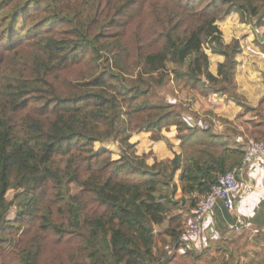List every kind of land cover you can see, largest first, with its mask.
Listing matches in <instances>:
<instances>
[{"label":"trees","instance_id":"1","mask_svg":"<svg viewBox=\"0 0 264 264\" xmlns=\"http://www.w3.org/2000/svg\"><path fill=\"white\" fill-rule=\"evenodd\" d=\"M234 12L264 50V0H0V264H157L159 235L175 246L182 210L244 162L245 133L264 136L263 105L237 89L241 39L219 23ZM170 77L240 106L247 130L197 127L161 93ZM125 108L115 157L97 143ZM132 125L156 140L175 125L181 151L153 161Z\"/></svg>","mask_w":264,"mask_h":264},{"label":"crops","instance_id":"2","mask_svg":"<svg viewBox=\"0 0 264 264\" xmlns=\"http://www.w3.org/2000/svg\"><path fill=\"white\" fill-rule=\"evenodd\" d=\"M235 14L237 13L234 12L221 20L222 26L220 25V27L222 31L223 28L227 31L230 29L234 31L232 35H223L225 40L230 41L232 38L239 36L243 47L250 42L258 47L252 25L241 22L242 25L240 22H235L233 20ZM262 40L264 41V39ZM208 51L211 57V67L216 71L218 62L222 61L224 56L213 52L211 49H208ZM237 58L239 63L235 79L238 91L245 95L254 107L260 103L264 107L263 64L258 58L248 57L244 50L238 54ZM240 60H246L247 64L250 62L247 69L240 67ZM170 86L167 87V97L174 100L186 90L181 83L172 82ZM188 95H190L188 96V115L193 118H202L209 121L210 124L213 121L216 131H222L232 121L239 126V129L247 130L248 121L246 115L239 114L240 106L232 101L225 100L219 92H214L213 96L207 98V96L200 95L197 91L188 88ZM215 98L226 102L215 101ZM124 104L127 106L128 101L125 100ZM220 113L223 116L221 120H217L216 118L219 117ZM224 117L229 120H224ZM126 119L127 108L123 126H125ZM176 129L175 125L171 126L170 129H165L164 134L166 137L158 140L152 138L153 135L158 134L155 130H140L132 125L128 131L132 135L131 140L137 145L138 152L152 150L153 156L151 159L153 161H169L176 151H181V148L179 149L181 140L176 136ZM249 135V133H245L246 138ZM258 136L264 138L261 134H258ZM238 138L241 139V136H238ZM246 138L244 139L246 140ZM197 145H200V143L194 142V140L189 141L188 151ZM105 146L109 147L110 145ZM119 154L115 157H119ZM238 176L240 186L237 193L236 209L230 211L221 200L217 201L213 211L206 218L203 231L197 239L190 240L186 246L180 248L170 243L164 244L161 240L162 234L159 235L158 247L163 249L160 259H163L161 264H188V259L185 258L192 255V253H188L190 250L197 255L195 264H205L202 256H206L208 253L210 258L218 259L217 264L224 258L229 261L228 264H232L231 261H233V264H259L262 262L263 258L259 261L258 255L264 252V159L258 156L247 163L243 162ZM193 209L187 212L188 216L193 214ZM244 222H247L248 225L241 229L235 228L237 224L242 225ZM232 229L233 231H231ZM161 230L162 228H158L157 232L159 233ZM163 236L169 239L167 234L164 233ZM222 251L225 252L224 255H221ZM179 252L182 256H178ZM166 253L168 254L167 257ZM200 253H203V255H200Z\"/></svg>","mask_w":264,"mask_h":264},{"label":"built area","instance_id":"3","mask_svg":"<svg viewBox=\"0 0 264 264\" xmlns=\"http://www.w3.org/2000/svg\"><path fill=\"white\" fill-rule=\"evenodd\" d=\"M259 34L262 36L261 40L264 39L262 33ZM237 37L240 38L239 36ZM241 45L243 46L242 42ZM208 49H211V47L207 46V50ZM243 50L248 57L258 58L264 66V50H262L259 46L256 47L254 43L250 42L244 45L242 51ZM249 64L250 62L247 64L246 60H240L241 68L247 69ZM194 123L197 127L204 129H207L210 126V123L202 118L195 119ZM243 150L245 157L244 163H247L258 156L264 159V139L255 136H248L244 142ZM240 169L241 165H236L227 172L222 173L219 176L218 181L212 185L209 192L200 194L197 197L196 207L193 209V214L186 218L182 233L176 241L175 246L182 248L186 246L190 240H195L201 235L206 218L213 211L217 201L221 200L224 206L230 211H234L236 209L237 193L240 186L238 176ZM247 225L248 223L244 222L242 225L237 224L235 227L236 229H241ZM161 263L162 260H160L157 264Z\"/></svg>","mask_w":264,"mask_h":264},{"label":"rangeland","instance_id":"4","mask_svg":"<svg viewBox=\"0 0 264 264\" xmlns=\"http://www.w3.org/2000/svg\"><path fill=\"white\" fill-rule=\"evenodd\" d=\"M235 18H233V20H235V22L237 21V22H240L241 23V21H240V16H239V14L237 13V14H235V16H234ZM219 23H220V25L222 26V21L220 22L219 21ZM242 24V23H241ZM243 25V24H242ZM252 25H254L253 23H252ZM253 27V26H252ZM261 31H263L264 32V26H262L261 28ZM234 33V31L233 30H226L225 28H223V35H227V34H230V35H232ZM264 37V36H263ZM225 38V37H224ZM181 83V82H176L174 79H172V77H170V78H168L167 79V81H166V83L162 86V87H160V90H161V93H164V94H166L167 95V87H171L170 86V84L171 83ZM182 84V83H181ZM184 88L186 89L185 91H183V93H181V95H178V98L176 99L177 101V103H178V106H180L186 113H188V109H189V107H188V96H190V95H188V87H186V86H184ZM190 89V88H189ZM213 94V93H212ZM210 95V96H207V98L208 97H211V96H213V95ZM221 97H223L222 95H220ZM155 97H158L157 95H155ZM224 98V97H223ZM215 101H221V102H226L225 100H220L219 98H215ZM217 113V112H216ZM216 116H218V115H216ZM222 116H223V114L222 113H220L219 114V117H217L216 119L217 120H221V118H222ZM125 117H126V108L124 109V111H123V113H122V116L120 117V119H119V123H118V136H117V138L114 140V141H111L110 143H107V142H105V143H97V147L98 148H100V147H102V145L103 144H105V145H110L109 147L110 148H112L113 149V151H114V156H117V154L118 153H120V151H121V143H122V141H123V137H124V134H125V128H124V126H123V123H124V119H125ZM216 119H215V121H216ZM207 122H209V121H207ZM210 123V122H209ZM170 129V128H169ZM164 132H165V130H164ZM249 136H255L256 137V135L255 134H250ZM153 138V137H152ZM258 138H260V137H258ZM261 138H263V137H261ZM154 139V138H153ZM264 139V138H263ZM181 148V146L179 145V149ZM187 151H188V146H187ZM74 190H77V188H75ZM179 195L181 194V191L178 193ZM189 200H187V204H189ZM183 213L185 214V216H186V218L187 217H189L188 215V213L186 212V209H184L183 210ZM236 228V227H235ZM231 231H233V229L231 230ZM158 233V232H157ZM205 253H207V252H205ZM225 254V252L224 251H222V254L221 255H224ZM200 255H203V253H200ZM209 255V253L206 255V256H202V258H203V261H205V264H215L216 262L218 263V259L216 258V259H213V258H210V255ZM178 256H182L181 254H180V252L178 253ZM197 255L196 254H192V255H188V257L186 256V258L185 259H188V264H195L196 262H197ZM258 258H259V261L261 260V258H263L262 259V262L261 263H259V264H264V252H262L260 255H258ZM221 259V258H220ZM225 259V258H224ZM226 260V259H225ZM222 262V260H220L219 261V264ZM228 262V261H227ZM216 263V264H217ZM231 263H233V261H231Z\"/></svg>","mask_w":264,"mask_h":264},{"label":"water","instance_id":"5","mask_svg":"<svg viewBox=\"0 0 264 264\" xmlns=\"http://www.w3.org/2000/svg\"><path fill=\"white\" fill-rule=\"evenodd\" d=\"M261 38H262V36H261Z\"/></svg>","mask_w":264,"mask_h":264},{"label":"bare ground","instance_id":"6","mask_svg":"<svg viewBox=\"0 0 264 264\" xmlns=\"http://www.w3.org/2000/svg\"><path fill=\"white\" fill-rule=\"evenodd\" d=\"M163 260V259H162Z\"/></svg>","mask_w":264,"mask_h":264},{"label":"clouds","instance_id":"7","mask_svg":"<svg viewBox=\"0 0 264 264\" xmlns=\"http://www.w3.org/2000/svg\"><path fill=\"white\" fill-rule=\"evenodd\" d=\"M209 52V51H208Z\"/></svg>","mask_w":264,"mask_h":264}]
</instances>
